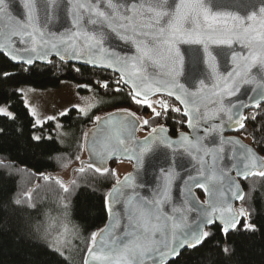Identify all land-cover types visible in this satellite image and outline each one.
Wrapping results in <instances>:
<instances>
[{
  "label": "snow or ice",
  "instance_id": "6c2138e0",
  "mask_svg": "<svg viewBox=\"0 0 264 264\" xmlns=\"http://www.w3.org/2000/svg\"><path fill=\"white\" fill-rule=\"evenodd\" d=\"M11 4L12 0H0V55L9 63L24 72L35 71L37 62L57 71L69 70L53 64L49 57L54 56L60 64H71L75 72L80 71L77 63L110 69L118 73L112 92L120 93L124 85L132 103L147 106L155 121L153 125L131 108H118L104 118L94 116L97 128L83 134L81 147L94 161L88 168L105 175L112 159L134 161L136 168V174L122 180L112 172L114 186L105 199L109 224L90 234L83 264H180L186 254L205 248H218L225 257L233 255L231 235L258 230L252 222L255 185L247 182L253 177L264 180V156L256 147L224 133L251 134L254 144L264 151V0L259 6L252 0H237L230 11H214L213 0H19L23 12L19 17L13 15ZM61 12L70 17L71 28L57 33L48 26ZM112 38L133 46L135 54L113 49ZM180 43L202 46L194 50L193 63L205 64L207 74L195 77L190 86L180 80L185 75ZM213 44L232 50L234 68L226 76L218 72L216 55L210 50ZM234 44L239 48H233ZM9 79L19 77L0 72V80ZM95 83L109 89L107 80ZM244 86L248 87L242 93ZM78 87L91 89L88 84ZM15 91L35 116L26 89L17 86ZM157 95L162 98L153 101ZM165 96L182 108L171 106ZM169 110L186 117L177 123L186 125L191 135L181 133L174 140L167 134L160 121L168 118ZM78 111L87 115L83 108ZM61 115H67V110ZM0 116L15 119L6 107H0ZM37 124L43 127L40 120L32 126ZM144 127L148 135L137 140L136 131ZM30 138L41 140L40 136ZM161 148L169 150L164 163H153L152 157ZM146 158L160 178V190L150 200L135 195L138 176L147 171ZM185 159L191 162V170L183 164ZM78 171L83 173L84 166ZM185 171L187 175L182 176ZM176 181L182 188L179 204L170 199ZM56 183L69 191L62 181ZM197 188L205 194L204 202L193 191ZM26 195L30 200L31 192ZM236 202L239 207H234ZM12 203L20 205L21 201ZM214 225H219L222 234L219 241L212 231Z\"/></svg>",
  "mask_w": 264,
  "mask_h": 264
},
{
  "label": "trees",
  "instance_id": "16d2710c",
  "mask_svg": "<svg viewBox=\"0 0 264 264\" xmlns=\"http://www.w3.org/2000/svg\"><path fill=\"white\" fill-rule=\"evenodd\" d=\"M52 61L60 68L69 70L57 71L51 65L37 63L33 66L35 71L30 68L24 72L0 55V72H12L19 77L7 82L0 80V103L7 104L15 116V119L0 116V129L3 130L0 132V264H83L90 234L102 228L107 221L105 199L115 182L112 166L117 161L111 163L105 175L88 167L83 173L75 171L73 178L65 185L68 192L60 188L56 183L58 178L54 176L78 164L84 154L82 137L94 125V116L118 108H131L155 125L151 110L145 105L132 103L124 85H121L120 93L112 92L113 80L117 77L115 73L77 65L80 71L75 72L70 70L71 64H60L55 58ZM97 80H107L109 89L100 88L95 83ZM65 81L91 85L106 102L87 115L71 108L67 115L60 118L61 126L66 131V137L61 141L57 138L59 133L55 122H43L42 128L38 124L32 126L36 119L25 108V101L15 90L21 85L56 89ZM161 98L158 96L154 99ZM163 99L171 106L180 107L169 97ZM157 110L160 111L158 107ZM185 119L181 114L169 110L168 118L160 123L176 136L187 130L186 125L177 123ZM140 130L147 134L149 131L147 127ZM35 133L40 134V141L30 138ZM238 135L248 140L264 156V151L254 144L251 134L245 136L241 132ZM77 156L79 159H76ZM45 176L51 179L46 180ZM247 183L255 185L251 199L255 209L252 222L258 230L247 235L232 234L229 248L234 254L230 257H225L218 248H205L194 255L186 254L180 264H264V180L253 177ZM245 191L248 189L245 188ZM29 192L30 200L26 195ZM198 194L203 198L200 191ZM14 199H19L21 204L14 205ZM55 213L67 215L73 231L71 248L63 255L45 238L49 216ZM212 231L219 241L222 238L219 226H212Z\"/></svg>",
  "mask_w": 264,
  "mask_h": 264
},
{
  "label": "water",
  "instance_id": "95a60500",
  "mask_svg": "<svg viewBox=\"0 0 264 264\" xmlns=\"http://www.w3.org/2000/svg\"><path fill=\"white\" fill-rule=\"evenodd\" d=\"M169 3H172V0H169ZM236 3H237V0H213V5H214L213 10L214 11H230V10H233ZM252 4L254 6H259L260 0H252ZM10 10L13 12V15H15L17 17H19L20 15L23 14L22 6L19 4V0H12V4L10 5ZM48 27L50 28V30L55 31L57 33H64L71 28L70 17H68L63 12H61L58 20L50 23ZM109 43L113 49H115L116 51H118L124 55L135 54V48L133 46L124 45L122 42H120L119 40H117L115 38H112ZM177 47L180 49L181 54L184 56V73H185V75L180 77V80L182 83L187 81L186 86H190L195 77L199 76L200 78H203L207 74L205 64L194 65V63H193L194 50H196V49L202 50V46L196 45V44L180 43L177 45ZM233 48H239V45L234 44ZM210 50L213 52L214 55H216V64H217L218 72L221 75L226 76L227 73L231 72L234 68V65H233L231 58H230V55H229V53L232 50L228 49L226 46H223V45L218 46V45H214V44L210 45ZM49 58L50 59H54V58L57 59L54 56L49 57ZM37 63L42 64L40 62H37ZM76 65L81 66L79 63H77ZM86 67H88V66H86ZM94 69H100V70L112 72L110 69H101V68H94ZM149 70L153 71V69H149ZM115 74L118 76V73H115ZM205 82L209 83V84L211 83L210 81H205ZM247 87L248 86H244V88L241 89V92L243 93ZM158 96L159 95L153 96L152 98L158 97ZM169 98H171V97H169ZM171 99L176 101L174 98H171ZM176 102L182 108L180 103L178 101H176ZM115 112H116V110L111 111L109 113H115ZM109 113L100 115V117L104 118ZM96 128H97V125L94 123V125L91 126L86 131V133L90 132V130L96 129ZM186 129H187L186 131L180 132L176 136H172L170 134L169 129H167V134L172 139L175 140L179 137V135L181 133H187V134L191 135V130L188 129L187 126H186ZM139 130L136 131L135 138L137 140H143L148 134L144 137H139L138 136ZM238 134L239 133H236V132H225L224 133V135L227 137L239 138L244 145L249 146V147H253L249 143L245 142ZM99 136L102 139L103 133H99ZM168 151H169L168 149H164V148L158 149L156 151L155 156L152 157V162L154 163V162L158 161L159 163L163 164L164 163V153H167ZM84 153H85V158L83 160H81V162L79 163L78 166H75L73 168V170L71 172L70 180L73 178L74 172L77 171L82 165L84 166V169H85L89 163L94 162L92 159H90V155H89V152L87 150L84 149ZM117 155H119V154H117ZM114 161H117V160L112 159V160L108 161V168H110L111 163ZM122 161L130 162L127 159H124ZM131 163H132V170L128 174H136V168L134 166L135 162L131 161ZM224 163L227 164V163H229V161L225 160ZM183 164L187 166L188 170H191L192 164L190 161L185 159L183 161ZM145 168L147 169V171L142 170L140 175L138 176V184H137V186H135V195L139 198L150 200V199H153L156 196V194L158 193V191L160 190V178L158 176H156L154 174V172L152 171V163H149L147 158H146V162H145ZM128 174H126V175H128ZM181 175L182 176L187 175V172L186 171L181 172ZM45 177H47V176H45ZM123 177L121 178V180L123 179ZM112 187L109 189V191L112 189ZM193 191L199 197L201 202L205 201L206 197H205V194L203 193L202 190L197 188V189H194ZM198 191H200L203 194V198H201L199 196ZM170 199H171V202L173 204H179L181 202V200H182V188L179 186V181H176V183L173 184L171 191H170ZM117 207H118V205H117ZM234 207H239V202H236L234 204ZM106 213H107V221H106L105 225L102 228H100L99 230L105 228L109 224V215H108L107 211H106ZM85 258H86V254H85L84 259Z\"/></svg>",
  "mask_w": 264,
  "mask_h": 264
},
{
  "label": "rangeland",
  "instance_id": "374dc122",
  "mask_svg": "<svg viewBox=\"0 0 264 264\" xmlns=\"http://www.w3.org/2000/svg\"><path fill=\"white\" fill-rule=\"evenodd\" d=\"M79 85L83 84L65 81L60 87L56 89H40L31 85H21L26 89L25 95L27 98V103L31 104L35 109V119L42 121V123L47 121L55 122L57 132L59 133L57 138L61 141L66 137V131L62 128L60 122V118L63 116L61 115L62 112L65 110L68 112L71 108H83L87 114H89L93 109L102 106L106 102V100L101 99L96 94V91L92 86L91 89H88L78 87ZM32 89H35V92H33ZM81 89L84 91H81ZM152 100L156 101L159 99ZM153 106L156 107L157 105L153 104ZM0 107H6L7 110L11 112L9 106L5 103H0ZM48 117H53L54 119H48ZM142 132L143 131L141 130L138 132L139 137H144L147 135V133ZM35 136H40V134L35 133ZM243 140L245 142L248 141L246 139ZM84 158L85 153L82 154V158L79 160L76 166H78L81 160ZM112 168L113 171L118 173L119 178L121 179L132 170V163L128 161H120L116 164H113ZM72 170L73 168H69L64 172H59V176L54 177L62 181L64 185H67L70 182ZM48 224L49 227L46 230L45 236L47 242L51 246L60 250L62 253L67 254L71 248L70 243L71 237L73 236V231L67 215L64 213L52 214L49 216Z\"/></svg>",
  "mask_w": 264,
  "mask_h": 264
},
{
  "label": "flooded vegetation",
  "instance_id": "af4514ba",
  "mask_svg": "<svg viewBox=\"0 0 264 264\" xmlns=\"http://www.w3.org/2000/svg\"><path fill=\"white\" fill-rule=\"evenodd\" d=\"M156 98V97H155ZM152 99H154V98H152ZM172 136H175V135H172Z\"/></svg>",
  "mask_w": 264,
  "mask_h": 264
}]
</instances>
